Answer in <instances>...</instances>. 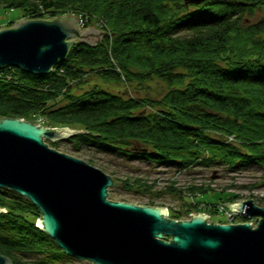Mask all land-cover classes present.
<instances>
[{"label":"trees","instance_id":"trees-1","mask_svg":"<svg viewBox=\"0 0 264 264\" xmlns=\"http://www.w3.org/2000/svg\"><path fill=\"white\" fill-rule=\"evenodd\" d=\"M0 6L19 8L17 19L74 14L82 26L104 31L95 44L75 41L48 72L0 67V117L81 129L65 138L74 150L92 147L179 169L264 167V0H0ZM173 190L182 202L168 215L177 219L239 196L203 183ZM0 208V253L12 264H32L29 254L42 264L70 260L37 226L41 211L27 196L0 186Z\"/></svg>","mask_w":264,"mask_h":264},{"label":"water","instance_id":"water-1","mask_svg":"<svg viewBox=\"0 0 264 264\" xmlns=\"http://www.w3.org/2000/svg\"><path fill=\"white\" fill-rule=\"evenodd\" d=\"M103 33L82 29L74 14L20 18L0 27V67L48 72L76 39L95 44ZM79 131L0 117V186L39 207L37 226L66 253L93 264H264V205L251 198L227 203L235 213L258 215L253 225L209 221L201 211L177 219L160 205L112 199L108 188L120 181L46 141ZM0 264L12 261L0 253Z\"/></svg>","mask_w":264,"mask_h":264},{"label":"rangeland","instance_id":"rangeland-1","mask_svg":"<svg viewBox=\"0 0 264 264\" xmlns=\"http://www.w3.org/2000/svg\"><path fill=\"white\" fill-rule=\"evenodd\" d=\"M20 12L21 10L19 8L6 9L0 6V27L8 26V23L12 19L18 20L17 17ZM261 13L263 14V11L257 12L251 18H257ZM80 26L82 29L85 28L82 24H80ZM94 27L99 29L96 26ZM103 35L104 33L100 34V39ZM77 40L79 39H76V41ZM97 41L98 40H96V42ZM39 120L41 119H36L34 122L39 123ZM46 141L49 145L53 146L50 144L49 140ZM53 147L85 159L89 163L100 167L105 172L116 177L118 181H120L121 178H129L130 180L127 184L130 185L128 186L127 184L124 186L121 183L120 186L115 184L108 188L109 197L112 199H123L143 204L160 205L168 210L169 207L178 208L181 206L182 202V198L178 194V191L173 189H183L192 183H203L217 190L224 188L228 191L227 193L239 195L237 199H230L226 201V203L249 198L254 199L257 204H260L261 201L264 202V167L259 164H250L237 171H231L223 166L201 165L179 169V167L175 165L150 163L145 159L139 158L128 159L117 153L102 151L92 147L83 146L80 150H74L72 149V144L67 142L65 138L59 139V145ZM149 185H152L151 192L145 191V188ZM170 186L173 187V189H171ZM128 187H132V189H127ZM227 205L228 204L221 205L217 203L210 206L211 208H215V211L209 210L203 213L207 215L209 221H212V219L215 220V222H244L249 220L253 225L257 224L259 220L258 215L235 213L230 210L229 205L228 207ZM262 205H264V203ZM230 213L232 214L230 215ZM36 258V254H29L25 259L30 260L32 264H42L36 262ZM88 263H92V261L71 255L70 260L56 264Z\"/></svg>","mask_w":264,"mask_h":264},{"label":"built area","instance_id":"built-area-1","mask_svg":"<svg viewBox=\"0 0 264 264\" xmlns=\"http://www.w3.org/2000/svg\"><path fill=\"white\" fill-rule=\"evenodd\" d=\"M80 20V19H79ZM80 24H81V21L79 22ZM232 213H230V215H231Z\"/></svg>","mask_w":264,"mask_h":264}]
</instances>
